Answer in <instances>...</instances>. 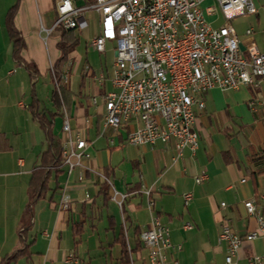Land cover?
I'll return each mask as SVG.
<instances>
[{"label":"crops","instance_id":"0c3cea01","mask_svg":"<svg viewBox=\"0 0 264 264\" xmlns=\"http://www.w3.org/2000/svg\"><path fill=\"white\" fill-rule=\"evenodd\" d=\"M60 1L0 0V102L14 100L18 93L27 95L33 85L25 68L13 59V45L5 28L7 14L18 6L15 26L25 44L21 57L37 67L38 77L47 76L61 57V29L54 30L56 8ZM90 1L87 0L85 6ZM72 59L80 60L77 53L68 55L63 79L66 89L76 96L71 109L67 110L72 129L80 133L87 143V149L82 153L83 168L75 167L70 173L69 168L63 165L64 174L60 178L62 190L53 202L43 201L56 204V197H60L52 217L43 211L39 215L34 213L40 202L34 208L33 227L26 236L33 257L29 263L23 261L20 264H66L70 254H75L84 264L71 247V242L75 240L72 226L92 222L100 215L98 211L103 207L100 192L107 177L109 182L115 179L118 183L120 179V188L113 189L121 196H128L125 212L120 209V222L115 216L109 217L115 227V231L109 230L113 237L111 249L120 248L114 244L120 226L130 245L134 229L144 231L156 218L170 230L172 244L181 248L179 252L170 254L171 264H224L225 247L218 243L222 228L231 226L241 236L255 229V224L246 219L243 203L255 201L264 219V107L259 115L252 114L248 108V103L255 96L264 102V86L255 95L248 89L237 92L215 90L207 94L204 98L205 111L197 113L199 150L194 158L186 153L182 160L174 164L172 146L135 149L126 144L127 131L104 130L103 99L111 91V79L105 78L104 85L97 79L98 87H92L89 95L85 92L84 83L81 90L74 92L70 86ZM51 95L50 106L44 110H53ZM93 100L97 102L95 106ZM18 108L23 113L30 110L22 103L18 104ZM0 110H4L1 105ZM35 124L38 122L31 113V117H26V125L33 129ZM11 138L10 134L0 129V262L19 249L18 226L27 206L22 198V179H28V196L31 175L40 155L47 150L46 143L42 150L34 146L32 155L35 156L27 165L26 161L15 157ZM63 140L64 137L62 144ZM73 163L76 164V160ZM199 174L208 175L209 181L196 186L193 178ZM244 180L246 183L241 184ZM18 189L20 198L14 201L11 194ZM186 193L194 195V201L188 208L183 203ZM63 196L70 197L73 202L68 214L59 213ZM221 205L227 208L223 210ZM10 224L15 229L13 232L6 228ZM37 224L40 226L39 234L36 232ZM186 225L193 229L185 231L183 228ZM32 231H35L34 235ZM45 233L48 238L44 237ZM251 256L264 258V241L244 243L234 264H247ZM147 257L146 250L140 258L130 254V263L132 259L133 264H148ZM119 258L120 255L111 263L116 264Z\"/></svg>","mask_w":264,"mask_h":264},{"label":"built area","instance_id":"2783aa9c","mask_svg":"<svg viewBox=\"0 0 264 264\" xmlns=\"http://www.w3.org/2000/svg\"><path fill=\"white\" fill-rule=\"evenodd\" d=\"M208 2L212 5L206 6ZM255 2L95 0L93 5L78 9L70 0H61L56 8L58 19L54 30L84 31L89 28L86 12L94 11L100 16V35L92 41L90 50L105 56L107 45H115L111 91L103 99L104 130L127 131L126 144L135 149L172 146L175 164L186 153L194 158L199 150L197 113L205 111L207 94L215 90L237 92L248 89L255 95L264 86V54L254 41V30L245 32L247 42L243 43L233 28H215L208 22V18L219 16L226 22L259 17ZM51 73L54 87L59 92L53 68ZM105 81L104 76L99 78L100 84L104 85ZM96 104L93 100V105ZM263 107V100L256 96L248 103L254 115H259ZM62 133L64 166L72 173L75 167L83 168L82 153L87 149V143L72 129L71 117L65 107ZM104 181L113 189L107 179ZM193 181L200 186L207 183L209 177L199 174ZM245 183V180L241 182ZM113 192V201L117 202L119 197L121 201L117 204L122 210L128 196H121L114 189ZM193 201V193L183 196L185 208ZM72 205L70 197L63 196L59 213H70ZM221 208L227 207L221 205ZM243 209L255 229L241 236L231 226L222 228L218 243L225 247L224 264L235 263L244 243L264 241V219L260 208L255 201H246ZM183 229L191 231L193 228L186 225ZM44 237L49 235L45 233ZM140 242L148 253V264H171L170 254L181 250L172 244L170 230L156 218L141 233ZM66 264L81 262L75 254H70ZM247 264H264V258L251 256Z\"/></svg>","mask_w":264,"mask_h":264},{"label":"rangeland","instance_id":"374dc122","mask_svg":"<svg viewBox=\"0 0 264 264\" xmlns=\"http://www.w3.org/2000/svg\"><path fill=\"white\" fill-rule=\"evenodd\" d=\"M77 4L78 9H85L87 0H71ZM212 5L210 2L206 6ZM255 8L259 12V17L249 16L235 19L230 22H226L222 16L217 18H208L209 24L213 25L215 28L221 27H230L233 28L238 34L240 40L243 43L247 42L245 37V32L247 30H254V41L256 42L260 52L264 54V0H256ZM85 18L89 24V28L84 31H75L70 37H73V44L75 45L74 51L72 53H77L80 60L72 59L71 64L73 67L70 69V83L71 89L74 92H78L81 85L84 83L86 86V94H91L92 87H98L97 79L101 75L105 76L108 80L113 77V65H114V44L107 45V55L101 57L94 54L90 50V44L97 38V35L100 33L101 21L100 16L94 11H88L85 13ZM23 73V72H22ZM65 85V81L63 79ZM54 90V80L49 75L38 77V81L35 85L34 96L32 94L33 89L30 87L27 95L22 96L18 93L17 98L14 100H3L0 102V105L4 110H0V129H3L6 133L12 136L11 143L14 146L15 157L26 161L29 165L31 160L33 148L37 150H42V147L45 143V134L40 129L38 124H35L33 129L27 127L26 117H31V111L21 112L18 108V104L22 103L28 108L32 104V100H36L38 110L42 111L48 109L50 106L49 97ZM264 92V90H262ZM261 91V93H262ZM263 94V93H262ZM33 98V99H32ZM258 117H256L257 119ZM255 119V122H256ZM254 120V119H253ZM258 121V119H257ZM262 123V122H259ZM62 127L61 119H58L55 124V132L60 133ZM28 153H26L27 151ZM35 152H37L35 150ZM35 154V153H34ZM19 171V170H18ZM120 180V179H119ZM118 183L115 179H111V185L116 189L120 188V181ZM20 181V180H17ZM28 179H22V198L24 200V205L28 204V199L26 196ZM20 191H12L11 197L15 201H18L20 198ZM60 197H56L55 203L59 202ZM121 199L118 198L117 202H120ZM110 200L107 204V209L102 211L99 216H97L94 221H86L84 226V232L77 237L73 242H71L72 249L78 253L84 264H112V259H116L120 255V248L111 249L113 240L111 236L110 220L109 217L115 216L116 219L120 222V208L117 204ZM56 204H51L47 202H40L38 208L35 209L34 213L39 215L40 213L46 212L49 213V217L54 215V206ZM118 206V207H117ZM47 207V208H46ZM104 212V213H103ZM8 231H14L12 225L10 224L6 227ZM39 224L36 225V232L39 234ZM34 232V233H33ZM31 234H35V231H32Z\"/></svg>","mask_w":264,"mask_h":264},{"label":"trees","instance_id":"16d2710c","mask_svg":"<svg viewBox=\"0 0 264 264\" xmlns=\"http://www.w3.org/2000/svg\"><path fill=\"white\" fill-rule=\"evenodd\" d=\"M94 3L95 0H91L86 7H89ZM17 10L18 6L16 5L9 11L5 18V28L13 45V59L18 64L23 66L28 72L33 84L32 94L34 96L35 83L38 79L39 72L33 63L28 64L21 57V54L25 49V44L21 33L15 26V16L17 14ZM55 14L56 19H58L57 13ZM73 32L75 31H66L61 29L62 40L59 44L61 57L53 68L56 82L59 83L60 88L58 92L54 87L51 95L53 110L39 111L36 100H34L33 104L30 106V111L34 120L38 122L40 129L45 134L47 150L40 155L37 167L33 171L29 181L27 191L28 204L18 226L19 249H17V251L5 261L0 262V264H20L23 261L29 263L32 260L33 254L30 252L31 247L27 244L26 236L33 227V210L41 201L47 200L49 202H53L55 196L58 195L57 193L62 190L60 178L64 174L62 170L64 165L62 148L63 133L62 127L60 133L55 132V124L58 119H61L63 124V108L65 107L67 110L71 109L74 99L76 98L73 93L66 89V86L63 83V77L66 72L65 68L68 64V55L74 51L75 47L72 43L73 38L70 37ZM49 75L53 82L52 73L50 72ZM107 180L109 181V178ZM100 195L102 196L103 207L102 209L100 208V211L98 212L101 213L107 209L108 202L114 198L113 189L107 182L103 185ZM60 196H62V194ZM125 203L122 207L123 213L125 212ZM85 224V222H82L72 226L74 239L79 237L84 232ZM109 226V230L115 231V227L111 225V223ZM142 232L143 231L139 228H135L133 232V239L129 245L126 241L123 227H119L114 244L120 246L121 253L120 258L115 261L116 264H131L130 254H134L137 258H140V256L145 252V248L140 242V235Z\"/></svg>","mask_w":264,"mask_h":264},{"label":"water","instance_id":"95a60500","mask_svg":"<svg viewBox=\"0 0 264 264\" xmlns=\"http://www.w3.org/2000/svg\"><path fill=\"white\" fill-rule=\"evenodd\" d=\"M240 49H241V51H244V48L242 46L240 47Z\"/></svg>","mask_w":264,"mask_h":264}]
</instances>
